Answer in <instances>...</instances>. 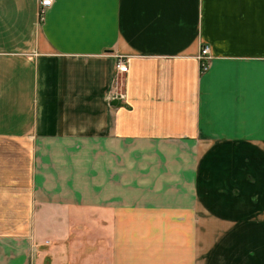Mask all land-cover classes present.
Wrapping results in <instances>:
<instances>
[{"label": "crops", "instance_id": "crops-1", "mask_svg": "<svg viewBox=\"0 0 264 264\" xmlns=\"http://www.w3.org/2000/svg\"><path fill=\"white\" fill-rule=\"evenodd\" d=\"M223 171L264 228V0H0L8 264H206Z\"/></svg>", "mask_w": 264, "mask_h": 264}, {"label": "rangeland", "instance_id": "rangeland-1", "mask_svg": "<svg viewBox=\"0 0 264 264\" xmlns=\"http://www.w3.org/2000/svg\"><path fill=\"white\" fill-rule=\"evenodd\" d=\"M207 148L206 155L210 156V151L218 154L222 153L219 147L209 146ZM221 155H224V153ZM213 162L210 161L209 165H216V162ZM200 169L201 167L198 168V170ZM177 171L182 170L179 168ZM179 176L181 178V175ZM216 177L219 178L217 188L212 192L213 194L207 193V200L204 203L206 210L205 219L207 221L206 234L204 236V241L207 245L206 264H248V253H250L252 258L251 264H264L262 210L261 213L255 214V224L250 223L247 219L246 192L244 196L239 195L241 183L239 185L234 183L230 175H227L224 171ZM243 187L246 188V184ZM171 196L173 195L168 194V197ZM105 228L101 224H96L92 227L83 225L79 229L78 234L80 238L82 237V242L85 244L87 238L95 237L96 235L97 237H102L98 235L103 234L106 231H103ZM92 233L93 235L88 236V234ZM86 246H82V251H85ZM175 254L176 261L180 260L181 253ZM26 257H28V254ZM0 260L2 264L9 263L6 253H1ZM29 260H32V253Z\"/></svg>", "mask_w": 264, "mask_h": 264}, {"label": "built area", "instance_id": "built-area-1", "mask_svg": "<svg viewBox=\"0 0 264 264\" xmlns=\"http://www.w3.org/2000/svg\"><path fill=\"white\" fill-rule=\"evenodd\" d=\"M53 1L54 0H37V16L39 20H43L47 9L53 4ZM210 58L211 54L209 46L206 44L201 45L199 52L196 55V59L198 61L199 69L201 72L208 69ZM116 69L125 70V62L119 60L116 64Z\"/></svg>", "mask_w": 264, "mask_h": 264}]
</instances>
